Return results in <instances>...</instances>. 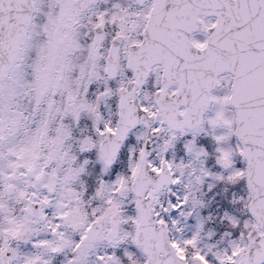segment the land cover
<instances>
[{"label":"snow or ice","instance_id":"1","mask_svg":"<svg viewBox=\"0 0 264 264\" xmlns=\"http://www.w3.org/2000/svg\"><path fill=\"white\" fill-rule=\"evenodd\" d=\"M0 264H264V0H0Z\"/></svg>","mask_w":264,"mask_h":264}]
</instances>
